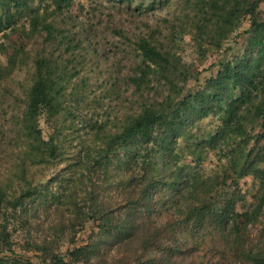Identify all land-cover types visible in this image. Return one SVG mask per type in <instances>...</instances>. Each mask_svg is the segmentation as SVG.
Here are the masks:
<instances>
[{"label": "trees", "instance_id": "1", "mask_svg": "<svg viewBox=\"0 0 264 264\" xmlns=\"http://www.w3.org/2000/svg\"><path fill=\"white\" fill-rule=\"evenodd\" d=\"M170 1L151 0L149 7ZM176 1L186 9L194 52L221 56L213 76L185 94L175 79L186 83L185 74L176 75L179 58L152 31L136 43L140 63L132 82L140 91L150 77L164 80L167 95L112 127L109 120L94 122L82 136L68 121L75 114L68 100H85L72 95L84 83L70 39L56 22L72 0H0V34L24 20L27 37L44 35L54 47L30 56L21 45L0 65V86L30 66L17 124L21 143L0 175V253L34 256L43 264H264V243L248 248L231 226L243 179L249 178L255 192L246 225L255 226L264 212V0ZM246 21L252 30L248 42L242 49L228 46L230 58L221 55L227 36ZM209 117L218 122L217 130L199 140L188 127ZM242 124L253 133L237 135ZM218 146L232 156L233 191L223 195L222 209L210 195L190 196L191 170L184 163L188 157L199 166Z\"/></svg>", "mask_w": 264, "mask_h": 264}, {"label": "rangeland", "instance_id": "2", "mask_svg": "<svg viewBox=\"0 0 264 264\" xmlns=\"http://www.w3.org/2000/svg\"><path fill=\"white\" fill-rule=\"evenodd\" d=\"M150 1L72 0L69 10L56 19L61 33L64 32L70 39V46L76 56L74 64L84 83L80 94L74 92L72 95H83L85 100L80 99L78 105L68 100V105L75 113L68 121L82 136L94 122L109 120L112 127L127 114L137 112L144 103L161 101L167 95L168 86L164 80L150 77L149 84L140 91L132 82L140 63L136 43L140 38H148L152 31H155L154 39L162 46L171 48L179 58L176 75L185 74L186 83H183L181 76L175 79L185 94L197 92L217 70L216 64L221 56L209 54L202 58L194 52L189 41L188 19L186 21L184 18L186 9L181 2L171 0L167 5L150 8ZM261 12H264V5L261 6ZM24 27L28 29L26 22L20 20L18 28L0 34V65L5 66L7 59L21 45L30 56L37 50L44 49L48 53L54 50V47L44 42V35L36 40L27 37L23 32ZM251 34L252 30L246 21L239 31L227 36L221 55L227 53L226 57L230 58L232 53L227 47L242 49ZM64 48L62 46L61 50ZM28 67L15 70L0 86V175L7 173L21 143L17 124L30 84ZM76 81L79 80L74 79V83ZM94 100L98 101L97 105ZM217 126L218 122L209 117L196 121L188 129L197 139L203 140L207 135L214 134ZM40 127L43 137L47 138L50 130L44 119L40 121ZM236 133H253V129L249 124H242L237 127ZM180 144L184 146L182 141ZM221 150L222 147L218 146L209 151L199 166H195L190 158H184V163L190 165L191 170L190 196L199 199L210 195L217 209L225 206L223 195L233 191L232 156L228 149ZM239 188L244 195L232 212L231 226L244 237L248 248H254L257 242L264 243V212L255 226H247L246 215L253 207L255 192L249 178L241 180ZM89 229L90 226H87L78 235L79 242L84 241Z\"/></svg>", "mask_w": 264, "mask_h": 264}, {"label": "water", "instance_id": "3", "mask_svg": "<svg viewBox=\"0 0 264 264\" xmlns=\"http://www.w3.org/2000/svg\"><path fill=\"white\" fill-rule=\"evenodd\" d=\"M0 259H20L23 261H27L30 262L32 264H43L42 261L40 259H38L37 257H25V256H21V255H14L11 252L5 251V252H1L0 253Z\"/></svg>", "mask_w": 264, "mask_h": 264}]
</instances>
